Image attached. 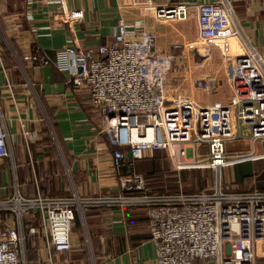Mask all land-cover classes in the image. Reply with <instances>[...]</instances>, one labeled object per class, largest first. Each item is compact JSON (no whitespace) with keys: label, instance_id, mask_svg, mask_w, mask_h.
<instances>
[{"label":"built area","instance_id":"built-area-1","mask_svg":"<svg viewBox=\"0 0 264 264\" xmlns=\"http://www.w3.org/2000/svg\"><path fill=\"white\" fill-rule=\"evenodd\" d=\"M146 1L160 21L182 22L195 17L196 51L202 64L212 62L222 41L241 37L247 57L264 78V59L242 33L230 0L194 5ZM52 2L62 4L63 0L46 1ZM31 16L28 11L27 19ZM82 17L81 9L66 7L53 15L55 20L66 21L71 32ZM140 26L139 22L120 23L114 41L97 48H82L72 32L63 48L30 53L28 61L66 72L72 88L89 93L100 114L101 130L109 139L113 168L124 194L81 198L77 193L67 197L38 193L28 197L17 187L11 196L0 198V264H29L25 257L26 225L29 236L41 237L53 264L52 252L69 253L73 249L71 234L77 212L84 216L90 207L127 203L148 206L157 264H257L256 245L264 243L263 191L146 195L147 180L133 167L136 160L157 149L170 154L177 170L220 166L230 158L227 143L246 138L254 145L252 156L264 157V92L242 94L233 87L232 103L196 102L175 85L184 75V56L158 52V35ZM206 82L209 86V80ZM7 87L11 88L9 82ZM24 135L29 141L36 132L26 131ZM10 156L0 107V160ZM124 165L128 174L120 172ZM135 191L143 195H125Z\"/></svg>","mask_w":264,"mask_h":264},{"label":"crops","instance_id":"crops-1","mask_svg":"<svg viewBox=\"0 0 264 264\" xmlns=\"http://www.w3.org/2000/svg\"><path fill=\"white\" fill-rule=\"evenodd\" d=\"M28 1L0 0L4 41L0 40V81L3 85L2 89L0 86V107L11 150L10 157L0 160V198L11 196L17 187L28 197L38 193L47 197L77 193L81 198L123 193L119 174L113 168L109 139L101 130L100 114L90 102L89 93L72 88L66 72L28 61L30 53L38 49L63 48L72 32L82 48H97L114 41L120 23L139 22L141 29L153 30L158 35L155 45L158 52L184 56V75L175 85L202 104L232 103L233 87L242 94L264 92L263 75L247 57L241 37L222 41L212 62L201 63L196 51L198 34L194 16L182 22L160 21L147 7L146 0H63L62 4L46 3L47 0H34L29 4ZM153 1L157 5L181 2L194 5L217 0ZM230 1L242 33L264 59V0ZM63 7L83 11V17L73 25L72 32L66 21L53 19L54 14L62 13ZM28 11L32 14L29 19ZM12 41L28 61L26 68L16 55ZM4 47L16 58L20 69H16V76L15 71L12 73L5 66ZM8 82L11 88L7 87ZM35 85L41 90L43 101ZM44 104L53 111L66 157ZM26 131H35L36 136L26 141ZM49 136L55 141L56 153L51 150ZM260 146L258 143V150ZM253 148L250 138L236 140L227 143L226 152L230 158L225 164L190 166L181 170L175 168L166 150L157 149L138 162V167L139 163H149L145 172L134 169L137 160L133 171L148 177L146 195L264 192V157L252 156ZM153 160L157 165L151 164ZM120 172L128 174L127 165ZM45 178L54 182V192L50 195L40 191ZM29 184L34 185L33 196L28 192ZM125 195L132 197L143 193L135 191ZM148 210L145 204L127 203L90 207L84 216L77 212L76 219L83 226L82 235L71 234L73 249L69 253L52 252L53 264H157ZM31 243L32 248L37 249V256L29 264H50L41 237L34 236ZM256 254L257 259L264 257V243L256 245ZM262 262L264 259L257 264Z\"/></svg>","mask_w":264,"mask_h":264},{"label":"trees","instance_id":"trees-1","mask_svg":"<svg viewBox=\"0 0 264 264\" xmlns=\"http://www.w3.org/2000/svg\"><path fill=\"white\" fill-rule=\"evenodd\" d=\"M12 46H13V48L15 50L16 55L19 57L20 62L26 68V64L28 63V61H26L25 58L19 54V52H18V50H17V48H16V46H15V44H14L13 41H12ZM2 56H3V59L5 61L6 68H8V70H10L12 73H14V71H15L14 76H16L17 75L16 74L17 61H16L15 56H13L12 53L6 47H4V52L2 53ZM35 89H37L38 93L40 94V97L42 98L41 90L39 89V87L37 85H35ZM42 101H43V98H42ZM44 106L46 107V111H47V114H48V116L50 118L51 123H53V125L55 127V130H56V133H57V138H58V140L61 143V146L63 148L64 154H65V157H66L65 148H64V142H63V140H62V138H61V136H60V134H59V132H58V130L56 128V123H55V120H54V115H52L53 114V111L51 109H49V107H47L45 104H44ZM48 140H50L52 152H55L56 153L57 147L55 145V141L53 140V137L52 136H49V139ZM142 160H143V158L142 159H138L136 161L135 167H134V169L136 171H139V170L140 171H144V169L147 166V164H149L147 162L139 163L140 164V167H138L137 166L138 165V162H140ZM151 164L152 165H157V163L154 162V160H153V162ZM158 168H159V166H158ZM154 170H155V168H154ZM146 174H148V172H146ZM145 178L147 180V185H148L149 184L148 183L149 182L148 177H145ZM53 183H54L53 182V179L45 178L44 179V182H43V185L40 186V191L44 195H50L52 192H54V191H52V187H54V184ZM27 189H28L29 194L31 196H33V194L35 193L34 192V185L29 184V186L27 187ZM88 210L89 209H86L85 212L88 211ZM28 229H29V226L26 225V227H25V232L27 234L26 240H25V243H26V259L29 262V261L34 260L35 257L37 256V249H33L32 248L31 240H32L33 237H31V236L28 235Z\"/></svg>","mask_w":264,"mask_h":264},{"label":"rangeland","instance_id":"rangeland-1","mask_svg":"<svg viewBox=\"0 0 264 264\" xmlns=\"http://www.w3.org/2000/svg\"><path fill=\"white\" fill-rule=\"evenodd\" d=\"M0 40L1 41H3V36H2V31H1V25H0ZM4 42V41H3ZM17 71H20V69L19 68H17ZM0 86H1V89L3 88L2 86V84H1V81H0ZM3 92V91H2ZM233 129H234V131H237L238 130V124H237V122H233ZM81 227H83L82 225H81V223H80V221H78V219H76V221L73 223V230H72V234H74V235H76L77 237H79V236H81L82 235V230H81ZM25 257H26V249H25ZM264 259V257H259L258 259H257V262L259 263L260 261H262ZM27 260V259H26ZM27 262H28V260H27ZM263 263V262H262ZM262 263H260V264H262ZM264 264V263H263Z\"/></svg>","mask_w":264,"mask_h":264}]
</instances>
